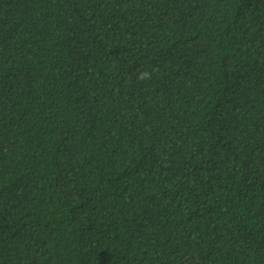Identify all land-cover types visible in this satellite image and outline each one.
Masks as SVG:
<instances>
[{
    "label": "trees",
    "instance_id": "1",
    "mask_svg": "<svg viewBox=\"0 0 264 264\" xmlns=\"http://www.w3.org/2000/svg\"><path fill=\"white\" fill-rule=\"evenodd\" d=\"M0 264H264V0H0Z\"/></svg>",
    "mask_w": 264,
    "mask_h": 264
},
{
    "label": "clouds",
    "instance_id": "2",
    "mask_svg": "<svg viewBox=\"0 0 264 264\" xmlns=\"http://www.w3.org/2000/svg\"><path fill=\"white\" fill-rule=\"evenodd\" d=\"M140 78L143 79V78H150V77H149V74L147 72H144L141 74Z\"/></svg>",
    "mask_w": 264,
    "mask_h": 264
}]
</instances>
